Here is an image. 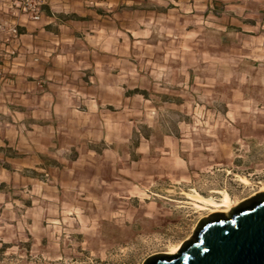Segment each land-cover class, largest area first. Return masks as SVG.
<instances>
[{"label": "rangeland", "instance_id": "374dc122", "mask_svg": "<svg viewBox=\"0 0 264 264\" xmlns=\"http://www.w3.org/2000/svg\"><path fill=\"white\" fill-rule=\"evenodd\" d=\"M11 1L4 98L46 87L56 132L31 122L47 109L0 107V158L34 156L0 159V264H142L211 213L194 196L237 205L264 191V44L243 56L233 0H86L63 37Z\"/></svg>", "mask_w": 264, "mask_h": 264}, {"label": "water", "instance_id": "95a60500", "mask_svg": "<svg viewBox=\"0 0 264 264\" xmlns=\"http://www.w3.org/2000/svg\"><path fill=\"white\" fill-rule=\"evenodd\" d=\"M142 264H264V191L202 217L177 253H154Z\"/></svg>", "mask_w": 264, "mask_h": 264}, {"label": "crops", "instance_id": "0c3cea01", "mask_svg": "<svg viewBox=\"0 0 264 264\" xmlns=\"http://www.w3.org/2000/svg\"><path fill=\"white\" fill-rule=\"evenodd\" d=\"M212 1L213 0L207 1L209 8L213 7V4L211 3ZM47 2L48 4L45 6L47 11L43 12V15H45L49 21L46 22L44 29L53 34L55 37H60V35H62L61 28L68 26V23L72 22L66 18V15L70 12L79 13V11L85 9V6L87 5L86 0H47ZM10 3H12L10 6H14L13 1ZM8 4L9 0H0V19H2L3 13L7 11ZM224 7L230 18L228 28H235L236 30L243 32V56L246 53H259L261 48L259 49L258 46H262L264 44V0H233L229 4H225ZM20 25V33L21 36H23L25 34V30L29 31V28L25 23L20 22ZM41 31L42 29L38 32ZM61 37H63V35ZM244 47H247V49ZM20 70L21 69H18V73H21ZM21 85L22 86L19 85V87H17V91L23 98L21 101H17L15 98L11 100L4 98V86L3 84H0V107H7L12 119L14 117V113L19 114V111L17 110L22 109L23 107H28V110H30L32 115H35V112H38L41 107L45 111L47 109V118L32 119L31 122H46L48 124L46 127L47 132L51 133V131H53L55 133V126L50 124L55 122L53 120V114L55 115L56 113V104L54 99L49 97L50 94L47 93L46 87L45 89H42V86H38L34 83ZM38 92L40 93L38 94ZM34 108L39 110H34ZM1 116L0 112V119ZM63 119H65V116ZM13 121L15 120H12V122ZM24 121L27 122L28 120ZM33 141H35L34 138ZM33 147L34 145H31V148ZM4 158L13 166L17 165L21 168H26L29 166L28 161L31 158H34V156L29 155V152L15 155L3 152L0 159ZM3 169H5V167H3Z\"/></svg>", "mask_w": 264, "mask_h": 264}, {"label": "bare ground", "instance_id": "6f19581e", "mask_svg": "<svg viewBox=\"0 0 264 264\" xmlns=\"http://www.w3.org/2000/svg\"><path fill=\"white\" fill-rule=\"evenodd\" d=\"M243 182L245 184H250V180L247 178H243ZM264 190V188H263ZM194 198L197 199L196 201V206L200 209V210H211V212H229L233 207H235L236 205H233L232 203V199L231 196L228 192H224V198L222 201H218L214 198H209V197H204L201 194H199L198 197ZM180 242L178 245H176L175 247H173V249L171 251H169V254H175L179 251L180 246H181ZM167 253V252H165Z\"/></svg>", "mask_w": 264, "mask_h": 264}, {"label": "built area", "instance_id": "2783aa9c", "mask_svg": "<svg viewBox=\"0 0 264 264\" xmlns=\"http://www.w3.org/2000/svg\"><path fill=\"white\" fill-rule=\"evenodd\" d=\"M24 15L29 16L33 20H38L42 17L44 8L48 4L47 0H13ZM2 27V25H0ZM9 33L17 36L19 28L16 25H12L8 29Z\"/></svg>", "mask_w": 264, "mask_h": 264}, {"label": "trees", "instance_id": "16d2710c", "mask_svg": "<svg viewBox=\"0 0 264 264\" xmlns=\"http://www.w3.org/2000/svg\"><path fill=\"white\" fill-rule=\"evenodd\" d=\"M46 8V7H45ZM44 8V12H46L47 10Z\"/></svg>", "mask_w": 264, "mask_h": 264}]
</instances>
